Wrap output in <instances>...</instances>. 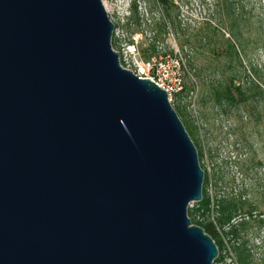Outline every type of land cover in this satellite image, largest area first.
Wrapping results in <instances>:
<instances>
[{
    "label": "water",
    "instance_id": "water-1",
    "mask_svg": "<svg viewBox=\"0 0 264 264\" xmlns=\"http://www.w3.org/2000/svg\"><path fill=\"white\" fill-rule=\"evenodd\" d=\"M101 0H0V264H213L197 150L119 65Z\"/></svg>",
    "mask_w": 264,
    "mask_h": 264
},
{
    "label": "rangeland",
    "instance_id": "rangeland-1",
    "mask_svg": "<svg viewBox=\"0 0 264 264\" xmlns=\"http://www.w3.org/2000/svg\"><path fill=\"white\" fill-rule=\"evenodd\" d=\"M102 3L112 49L180 66L170 104L204 172L187 217L212 225L213 264H264V0Z\"/></svg>",
    "mask_w": 264,
    "mask_h": 264
},
{
    "label": "built area",
    "instance_id": "built-area-1",
    "mask_svg": "<svg viewBox=\"0 0 264 264\" xmlns=\"http://www.w3.org/2000/svg\"><path fill=\"white\" fill-rule=\"evenodd\" d=\"M115 52L118 54L119 65L122 69L130 71L140 79H148L153 82L159 89L166 92L169 103H171L173 96L181 90L180 66L178 63L171 64V61L162 60L161 58H151L147 62H141L136 58L137 52L132 45L124 47L121 52ZM129 60L132 61V64L129 63ZM130 67L132 70L129 69Z\"/></svg>",
    "mask_w": 264,
    "mask_h": 264
},
{
    "label": "trees",
    "instance_id": "trees-1",
    "mask_svg": "<svg viewBox=\"0 0 264 264\" xmlns=\"http://www.w3.org/2000/svg\"><path fill=\"white\" fill-rule=\"evenodd\" d=\"M160 1L162 2L163 0H160ZM197 225L203 229L205 234H207L212 240H214L215 233L213 231V227L211 224H206V225L197 224Z\"/></svg>",
    "mask_w": 264,
    "mask_h": 264
}]
</instances>
